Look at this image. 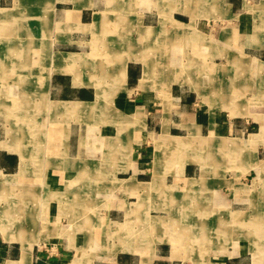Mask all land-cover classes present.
<instances>
[{
    "label": "crops",
    "instance_id": "0c3cea01",
    "mask_svg": "<svg viewBox=\"0 0 264 264\" xmlns=\"http://www.w3.org/2000/svg\"><path fill=\"white\" fill-rule=\"evenodd\" d=\"M44 1L0 0V26L20 31L14 40L10 32L0 37V65L10 70L0 76L17 79L30 71L29 63H19L32 43L22 39V15L28 8L42 13ZM25 20L42 28L37 17ZM48 31L47 42L57 46L52 51L56 68L52 66L48 78L40 69V98L47 112L68 115L69 120H51L47 183L74 186L69 177L101 170L88 165L94 145L107 151L118 146L96 144L95 139L124 138L135 148L113 168H103L111 173L108 178L119 198L93 219L84 217L76 228L80 219L71 206L63 216L56 207L43 218L41 166L29 171L34 177L24 174L26 166L11 148L20 140L11 143L6 123L0 121V188L16 182L31 189L30 196L5 201L0 264H264V114L226 119L205 95L219 75L264 76V0H54ZM38 35L43 38L44 33ZM44 44L41 40L38 45L42 49ZM13 60L17 63L11 66ZM236 67L241 69L236 72ZM197 76L208 77L209 85L188 79ZM165 77L173 78L156 79ZM249 87L242 91H252ZM33 121L39 125L43 120ZM194 139L222 147L213 149L212 165L198 159L172 164L171 144L177 142L183 150ZM215 156L226 158V164L219 165ZM237 156L242 167L235 165ZM160 194L169 200L164 207L169 210L195 197L196 219L226 224L225 230L202 223L193 230L182 227L186 233L194 231L188 235L195 240V254L170 239V230L168 240L165 233V240L154 245L129 243L126 236L107 245L120 234L117 227L126 217L142 215L153 221L155 195ZM119 199L132 200L133 206L120 209ZM10 204L22 205V229L16 226L15 233L10 232L17 220ZM166 218L178 219L171 212ZM251 221H259L255 247ZM105 228L117 229L107 233ZM218 236L225 242L219 244ZM21 244L29 245L27 254Z\"/></svg>",
    "mask_w": 264,
    "mask_h": 264
},
{
    "label": "rangeland",
    "instance_id": "374dc122",
    "mask_svg": "<svg viewBox=\"0 0 264 264\" xmlns=\"http://www.w3.org/2000/svg\"><path fill=\"white\" fill-rule=\"evenodd\" d=\"M53 2L54 0L44 1L42 13H40V11L35 14V12H32L30 8H28V10L22 15V20H24L22 23V39L32 41V43L30 45V51L28 52V54L24 55L25 60L23 59V61H19V63H29L30 71L27 72V75H22L21 77L17 78L18 80H20L19 83L16 82V78H8L4 75L0 76V84L5 79V83L0 86V121H4L6 123L8 134L7 136L11 137V143L15 144V140H20V143L16 144L17 146H12L11 144V148L13 149L11 150L12 152L18 154V158H20L22 165L26 166L24 174L30 175V177H34L35 173L29 171L32 168L35 169L36 166H41L43 172L41 171L40 175L43 177L44 181L41 195L43 218L46 219L49 215V211L54 212L56 207L58 210V214L63 216L64 208H66V206H71L74 207L77 217L80 219V221L75 223L76 228H81L84 217L87 218L89 216L93 219L94 217L98 216V214H101L108 210L110 208V203L114 202L116 198H119L116 194L115 187L111 185V180L110 178H108V174L111 173L107 170H109L110 167L113 168V166L116 164V161L121 158V156L124 159V155L132 153L135 146L132 145L130 141H127V139L125 140L124 138L120 139L122 142L120 140L102 141L95 139L96 144H106L112 142L113 146H118L112 149L113 151H107V149H104V147H102V149H99L96 145H94V147L92 148L93 158H88V160L92 163L88 165H91L92 167L94 166V168H100L101 170H95V172L91 171L90 173L80 172L77 173L74 177H69L71 179V182L75 180V182L72 183L74 184V186H71V184L60 183L61 185L56 187V185H50L49 182L47 183L46 180H48L47 178H49L47 174L49 157L47 159V157L45 156H47L46 154L50 153L51 148L49 144L50 142L47 141V137L50 136L52 130V126L50 125L51 120H55L57 118V120H59V122L61 123L69 120L68 115H54L47 112L46 103L44 102V100H41L40 90L38 89V84L41 82L38 78L40 69L43 68V71L48 78L52 66L56 68L55 64L57 54H53L52 51L56 52L57 46L51 45V43H49L50 36L48 31V24L50 23L51 19V6ZM27 17H37L38 20H42V28L34 29L33 27H30L32 23L25 20V18ZM34 21L35 20H31V22ZM3 32H10L12 35L10 36V38L14 40L20 31L19 29L14 27L9 29L0 26V37H3ZM26 32H34L36 34V37ZM41 32L44 33L43 38H40V36L38 35V33L40 34ZM41 40L45 42V49H41L40 45H38L39 41ZM15 63H17L16 60H13L10 62V65L12 66ZM4 66L6 67L7 65ZM4 66L0 65V75H2L5 71H10L8 69H3ZM59 66L60 68H66L65 65L61 66V64H59ZM7 68L9 67L7 66ZM224 68L227 69V67ZM235 69V71L237 72V70L241 68L238 69V67H236ZM230 71L232 72L233 70ZM172 78L173 77H165L156 79L171 80ZM184 79L182 78V80ZM188 79L191 81L202 83L203 85H209V78L206 76L189 77ZM211 85L213 86H211L212 90L208 89V93H206L205 95H208L207 97L209 100H211V104L218 105L219 110L223 111L224 117L226 119H242L246 116H250L251 119H253V115L264 114V107H259V105L264 104V76L258 78L252 73V75L250 76L247 75L241 77L233 76L231 73H229L228 76L219 75L214 79ZM248 85L250 86L249 88L252 91L243 92V86H247L248 88ZM247 105L251 106L249 111L247 110ZM36 119L43 121H41L42 123H39V125H37L33 121ZM47 121L48 124H46ZM40 124L42 125V127L40 126ZM233 135V137L236 136L235 133H233ZM144 142H146L145 139ZM232 142V144L242 145V141ZM146 144L147 143H144V146H146L147 150L148 147ZM172 144L171 146H173V148L171 147L170 149V161L172 164H182V162H191L198 159L205 160L208 164L212 165V159H214L212 158V152L214 151L213 149H220V151L222 149V147L216 144V142L209 140H191L187 143L186 147L183 150L178 149L179 147H177V142L173 145ZM216 160H219V165H225L227 161L226 158H216ZM82 163L83 162H81V164ZM235 165L238 167H242L241 157H235ZM105 167L108 169L103 171V168ZM14 179L12 180L13 182ZM84 180L91 182V186L88 187L86 185L88 183H86ZM15 183L11 187L4 186L3 188H0V214L3 213V210H8V204L5 205V201L10 196H15L17 198L20 197V199H22V196L24 197L31 195L30 188L25 189L23 187L22 189L20 187H17V184ZM84 185H86V187H84ZM194 200L195 197L191 198V200L185 201L180 205L176 204L172 208V210H169L167 207L164 208L165 206H168L169 200H163V196L161 194L158 196L155 195L156 205L154 213L151 214L153 218L150 219L153 221H147L146 219H143L142 215L136 216L133 219L126 217L125 223L117 227L121 228L118 229L120 230V234L115 236L114 238H109L107 241V245L119 244L120 241H122V236H126V240L129 243L138 242L139 245H154V243H161L165 240V233V235H167L166 239L168 240L170 237V230V232H174V236H171L170 239H176L179 242V245L187 247L188 250L194 253V251H196V243H194L195 240L193 241L191 239V236L188 235L190 233H193L194 231H189L186 233V229L193 230L196 225H199L200 228L202 223L203 227L211 225L217 231H219L221 229L225 230L222 226L225 227L226 225H221V223L219 224L214 221L211 222L196 219L197 211ZM119 202H121L120 199ZM131 202L132 200L121 202L120 209L133 206L132 204H130ZM10 205L11 207L14 206V204ZM15 206L16 208L13 207L11 208V210L9 209L11 215L14 214L13 216L17 217V220L12 223L13 225H11L10 230V232L14 233L18 232L16 231V226L22 229V205L20 206L19 204H15ZM223 208L224 207H219V212H224ZM170 212L172 214L175 213L178 219H167L166 215L170 216ZM164 216L165 219L163 218ZM94 223L95 222L91 221V228H93ZM258 223L259 221H251L250 228L252 232L253 247H255L257 243L256 227H258ZM184 226L186 227L185 232L182 230V227ZM74 227L75 226H73L72 228ZM105 229L107 230V233H109V231L115 230L113 228ZM148 229L149 231H154L148 232ZM118 230L116 232H118ZM212 237H214V235ZM217 239L219 240V244L225 242V238H223L222 236H218ZM235 242H237V237L235 238Z\"/></svg>",
    "mask_w": 264,
    "mask_h": 264
},
{
    "label": "bare ground",
    "instance_id": "6f19581e",
    "mask_svg": "<svg viewBox=\"0 0 264 264\" xmlns=\"http://www.w3.org/2000/svg\"><path fill=\"white\" fill-rule=\"evenodd\" d=\"M14 206H15V205H14ZM11 208H12V207H11ZM1 215H2V214H1ZM13 215H14V214H13ZM3 216H4V215H3ZM12 217H13V216H12ZM2 218H3V217L0 216V220H1V223H0V230L4 232V231L7 230V229H5V228H4V227H5L4 224H2V223H4ZM12 223H13V222H12ZM12 223H11V224H12ZM21 247L23 248L24 252L27 254V252L29 251V245H28V244H26V245H25V244H21Z\"/></svg>",
    "mask_w": 264,
    "mask_h": 264
}]
</instances>
